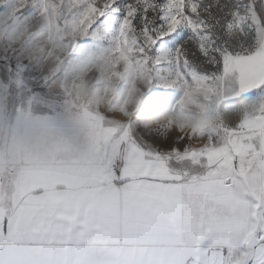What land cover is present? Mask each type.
<instances>
[{"label": "rangeland", "instance_id": "1", "mask_svg": "<svg viewBox=\"0 0 264 264\" xmlns=\"http://www.w3.org/2000/svg\"><path fill=\"white\" fill-rule=\"evenodd\" d=\"M256 1L203 0V27L154 53L142 38L125 43L81 19L83 5L107 0H0V160L25 164L30 149L41 157L67 144L81 164L115 133L163 153L191 149L194 103L204 106L206 85L219 90L226 76L210 74L213 43L236 58L264 47ZM197 120L204 125V115Z\"/></svg>", "mask_w": 264, "mask_h": 264}, {"label": "snow or ice", "instance_id": "2", "mask_svg": "<svg viewBox=\"0 0 264 264\" xmlns=\"http://www.w3.org/2000/svg\"><path fill=\"white\" fill-rule=\"evenodd\" d=\"M82 7V20L116 31L125 43L142 38L154 53L179 47L193 29L203 27L201 12H210L203 0H107L92 9ZM251 7L255 12L256 6ZM212 47L210 74L215 79L236 57L227 46ZM19 54L17 49L9 60ZM227 79L232 91L240 93L233 102L250 100L264 107V76L243 90L238 71L233 69ZM99 154L113 183L136 203L139 218L125 224L102 216L85 219L39 192L26 195L0 184V264H24L28 257L37 264H54L62 248L101 231L143 232L154 221L171 217L177 207L182 211L178 239L189 264H264V190H251L249 182L264 175V124L247 134L227 129L199 150L181 151L173 145L168 153L115 133L99 145Z\"/></svg>", "mask_w": 264, "mask_h": 264}, {"label": "crops", "instance_id": "3", "mask_svg": "<svg viewBox=\"0 0 264 264\" xmlns=\"http://www.w3.org/2000/svg\"><path fill=\"white\" fill-rule=\"evenodd\" d=\"M233 69L239 72L241 90L252 86L258 77L264 76V47L230 60L221 89L206 85L204 106L194 103L195 124L186 133L192 142L191 150H199L210 143L212 136L227 129L247 134L249 129L264 124V107L250 100L233 102L240 94L232 91L227 79ZM213 103L215 107L211 109ZM219 105L221 113L216 110ZM199 115H204L203 126L197 120ZM186 134L182 133V137ZM67 147L66 144L55 151L46 150L41 157L37 149H30L25 164L0 160V184L17 187L26 195L39 192L41 197L54 199L85 219L102 216L120 224L136 221L139 208L123 188L113 183L109 165L101 163L102 155H87L78 164L79 161L70 160ZM249 182L251 190H264V175L250 177ZM181 220L182 211L177 207L171 217L154 221L143 232L101 231L71 248H62L54 257V264H189L178 239ZM24 264L37 261L28 257Z\"/></svg>", "mask_w": 264, "mask_h": 264}, {"label": "trees", "instance_id": "4", "mask_svg": "<svg viewBox=\"0 0 264 264\" xmlns=\"http://www.w3.org/2000/svg\"><path fill=\"white\" fill-rule=\"evenodd\" d=\"M255 6H256L255 11L257 13V16L259 17V22L264 27V7L261 4L260 0L255 2Z\"/></svg>", "mask_w": 264, "mask_h": 264}]
</instances>
